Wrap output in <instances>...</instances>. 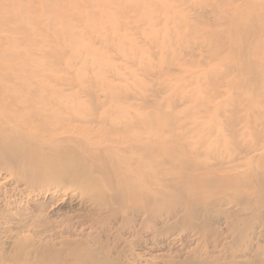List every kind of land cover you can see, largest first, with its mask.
Masks as SVG:
<instances>
[{
  "label": "rangeland",
  "instance_id": "1",
  "mask_svg": "<svg viewBox=\"0 0 264 264\" xmlns=\"http://www.w3.org/2000/svg\"><path fill=\"white\" fill-rule=\"evenodd\" d=\"M3 93L46 121L30 139L18 133L16 163L0 156V254L20 264L251 260L226 219L204 237L193 229L201 221L186 199L255 203L264 0H0ZM200 163L224 164L210 169L220 180L194 187L204 170L186 169ZM252 243L264 257V237Z\"/></svg>",
  "mask_w": 264,
  "mask_h": 264
},
{
  "label": "bare ground",
  "instance_id": "2",
  "mask_svg": "<svg viewBox=\"0 0 264 264\" xmlns=\"http://www.w3.org/2000/svg\"><path fill=\"white\" fill-rule=\"evenodd\" d=\"M1 107L3 109L0 110V156H3L2 158L9 157L11 163L13 162L16 163V159H17L16 154L18 152L17 150L19 147L15 145V141H16L15 139L21 136L18 133H22V131L24 132L26 130L28 132L26 134H23V136L25 135V137L29 139L32 138L31 137L32 133L30 132L29 127H32V123L38 120H40L41 123L42 121L45 122L46 118L40 117L38 113L28 112L29 110L32 109V102L30 100L24 101L19 96H13L12 94H8V93L7 94L3 93V95L0 94V108ZM10 110H12L13 112L12 111L11 112L14 114H11L9 112ZM1 141H4V143H1ZM134 147L135 149L140 148L138 146L137 147L134 146ZM246 151L247 154L250 153L252 151V147L247 148ZM212 165L213 164L200 163L186 169L187 171H191L194 173H196L195 171L198 170H204L202 174H195L194 176L192 175L193 180H191V183L194 187L210 185L211 182L214 181V179H217L216 176L212 175V172L210 170L213 169ZM216 165H219L220 168L213 169L215 172L224 170L223 169L225 167L224 164H216ZM232 166H236V165L233 164ZM253 179L255 181L260 182L261 186L258 187V189L256 190L257 192L256 196L255 197L253 196V198L255 199V203H253L252 205L241 206L242 201L238 200V198L233 201L228 200L226 202H223L222 199H217L216 203L214 204H211V202H209L211 201L210 199L212 198L204 199L203 202L202 199H198L195 196L188 197L186 199L187 207H188V215L194 216L195 218L201 221V224L197 222L195 224H191V227L199 231L203 235V237L205 235L204 233L206 234L212 233V231L214 230V227L212 229L214 222L219 223L223 219L224 220L226 219L227 223L232 224V230L238 235V241L240 242L241 239H245L247 248H245L242 251L244 252L245 255L250 256L251 260H247L248 262L246 261V263H242V262L238 263V260H236L231 264H264V257H261V252L258 251V248H256V246H254L252 243L254 238L260 240L261 238L264 237V165L260 167L259 170H257L255 175L253 176ZM218 191L219 192L215 193L216 194L215 196H218L220 195V193H222V189H218ZM159 193L163 195V197L166 198L168 201L172 199L174 200L176 198L175 194H177L178 198L183 197L182 196L183 194L181 195L180 191L178 193L175 192L170 193L167 192L166 190H160ZM123 198H125L124 195L122 196V199ZM199 203L200 204L204 203L206 205L203 208H200V206L198 207ZM225 205H230L231 208L226 209L224 208ZM237 206L240 207L234 209ZM258 227H261V230H259L257 234L255 233V230ZM244 235H247V237L243 238ZM246 249L248 250V252L246 251ZM41 256L43 255H40V257ZM94 257L86 258V254L77 255V260L71 262L70 264H111V262L107 259H105L106 260L105 262V260H94ZM0 264H20V261H18L17 256L15 257V256H7L0 254ZM24 264H29V262L26 261ZM40 264H45V263L41 262ZM202 264H224V263H220V261L217 260L215 261L207 260L205 261V263ZM225 264H229V263H225Z\"/></svg>",
  "mask_w": 264,
  "mask_h": 264
}]
</instances>
